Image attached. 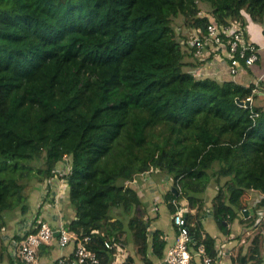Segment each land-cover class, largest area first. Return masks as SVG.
Masks as SVG:
<instances>
[{
    "label": "trees",
    "instance_id": "trees-1",
    "mask_svg": "<svg viewBox=\"0 0 264 264\" xmlns=\"http://www.w3.org/2000/svg\"><path fill=\"white\" fill-rule=\"evenodd\" d=\"M178 17L195 32L235 18L264 23V0H0V214L25 211L28 182L55 176L67 154L69 228L91 234L105 264L116 252L106 241L128 229L146 259L148 221L127 182L158 169L177 188L164 195L172 214L187 205L193 264H202V245L218 255L203 223L212 181L221 230L256 191L241 222L259 230L240 259L264 264V84L189 71ZM114 207L129 220H112ZM152 243L162 256L159 231Z\"/></svg>",
    "mask_w": 264,
    "mask_h": 264
},
{
    "label": "crops",
    "instance_id": "crops-1",
    "mask_svg": "<svg viewBox=\"0 0 264 264\" xmlns=\"http://www.w3.org/2000/svg\"><path fill=\"white\" fill-rule=\"evenodd\" d=\"M206 14V12H205ZM247 28V37L257 44L259 49L260 58L251 67H241L237 74L233 75L230 71V64L227 58L213 57L208 58L206 61H201L192 55L191 45L185 47L187 49L186 61L191 63L188 67L189 71L197 73L201 77H212L219 81L225 79H234L242 84L259 83L264 84V23L256 22L253 20H246L244 23ZM194 34L195 31H192ZM190 37V36H189ZM264 91L261 92V102L264 103ZM62 162L56 164V168L63 167ZM163 174V175H162ZM37 180L30 182L29 189L26 190V210L22 208V204L15 208L4 211L0 214V264H19L16 257L12 253V244L10 243L13 238H18L17 231L22 222L30 221L33 218L42 217L44 220L56 224L57 213L61 209L64 213L66 221L68 218L74 217L73 209L69 204V191L60 197L59 202L55 204L53 200H46L42 202V197L45 192L51 189V183L45 178L35 177ZM52 184L59 185L58 178H51ZM127 185L132 187L138 194L142 201L137 209V213L142 215L148 221L149 230V248L147 258L145 259L137 250V244L134 242L133 235L126 229L119 234V242L114 244L122 247L129 252L130 257L137 264H163L168 248L175 242L177 236V228L172 222V212L164 201V195L169 189L177 190L174 185L173 177L161 170L155 169L146 171L132 181H128ZM68 192V193H67ZM215 190L209 187L205 193L206 199V212L203 218V223L207 232L216 237L217 258L222 264H241L244 258L240 259L246 254L243 251L244 233L249 234L251 229H246V225L241 222V216L247 217L251 212V206L254 204L256 197L259 195L254 190L247 191L250 194L249 206L242 209V215L231 222L226 229L221 230L213 218V204L212 196ZM164 193V194H163ZM249 197V196H248ZM182 207L186 210L187 205L184 200L181 201ZM248 209L247 213L244 210ZM112 220L117 218L128 221L130 216L127 212L119 207H115L111 211ZM155 231H159L160 239L165 241L163 255L158 256L153 250L152 236ZM264 233V232H263ZM133 237V238H132ZM264 247V246H263ZM74 251V244L62 247L58 243V238L43 245L40 251L39 264H52L53 259L60 256L72 255ZM121 254L116 248L115 254ZM263 254V252H262ZM264 256V255H263ZM116 255L114 256L115 260ZM113 260V261H114Z\"/></svg>",
    "mask_w": 264,
    "mask_h": 264
},
{
    "label": "built area",
    "instance_id": "built-area-1",
    "mask_svg": "<svg viewBox=\"0 0 264 264\" xmlns=\"http://www.w3.org/2000/svg\"><path fill=\"white\" fill-rule=\"evenodd\" d=\"M190 45L193 52L201 61L208 58H227L230 71L237 74L241 67H251L260 58L257 44L247 37V28L240 19H232L227 23L210 22L204 31L198 29L190 36ZM64 166L56 168L55 176L60 184H52L51 178L46 180L51 183V189L42 197V202L53 200L59 202L61 196L69 190L68 173L70 170V157L65 154L61 161ZM255 199L253 206L257 204ZM185 209L180 205L172 215V222L177 228L175 242L168 248L163 264H193L190 246L193 241L189 230V220L184 215ZM245 216V215H244ZM56 224H52L42 217L33 218L19 225L17 236L11 240L12 253L19 264H39L40 251L44 244L58 238L62 247L74 244L72 255L60 256L53 259L52 264H105L101 261L97 251L90 246L91 234L77 233L67 225L63 211L57 213ZM254 225L246 226L250 230ZM97 231V230H93ZM109 248H118L115 260L112 264H137L129 262V252L122 247L119 249L114 243L106 241ZM198 255L201 256L202 264H222L218 259L209 255L202 245ZM129 262V263H128Z\"/></svg>",
    "mask_w": 264,
    "mask_h": 264
},
{
    "label": "rangeland",
    "instance_id": "rangeland-1",
    "mask_svg": "<svg viewBox=\"0 0 264 264\" xmlns=\"http://www.w3.org/2000/svg\"><path fill=\"white\" fill-rule=\"evenodd\" d=\"M201 6H202V10H201V12L202 13H205V12H208L207 10H208V7L205 5V4H201ZM173 24L175 25V26H179V25H182V29H183V32L185 33V34H188V36H192L193 35V33H192V30L191 29H189L187 26H183V21H182V18L181 17H178V18H176L174 21H173ZM153 170H155V169H153ZM164 173H166V172H164ZM168 174V173H167ZM163 175V174H162ZM37 179L34 177V178H32L29 182H28V184L30 183V182H32V183H34L35 181H36ZM222 181H224L225 180V178H222L221 179ZM209 187H212L215 191H217V188H218V185H217V183L215 182V181H212V183H211V185L209 186ZM164 194V193H163ZM249 196V197H248ZM245 201L247 200L248 201V206L250 205L249 204V198H250V194H248L247 192H246V194H245ZM164 202V201H163ZM115 208V207H114ZM244 209V208H243ZM242 213V212H241ZM142 215H144L143 213H141ZM264 217V216H263ZM257 229H258V227H253L252 228V230L250 231V233L249 234H247V233H244L243 235H242V237H243V239H244V242H243V251H246V254L248 253V249H249V246H250V242H251V237L256 233V231H257ZM262 230H263V232H264V227L263 228H261ZM259 230V229H258ZM262 252H263V255H264V247L262 248Z\"/></svg>",
    "mask_w": 264,
    "mask_h": 264
},
{
    "label": "water",
    "instance_id": "water-1",
    "mask_svg": "<svg viewBox=\"0 0 264 264\" xmlns=\"http://www.w3.org/2000/svg\"><path fill=\"white\" fill-rule=\"evenodd\" d=\"M258 93V91H256ZM248 103H250V101H248ZM175 189V188H174ZM247 211H249L248 209L244 210V213L246 214ZM92 229V228H91Z\"/></svg>",
    "mask_w": 264,
    "mask_h": 264
}]
</instances>
